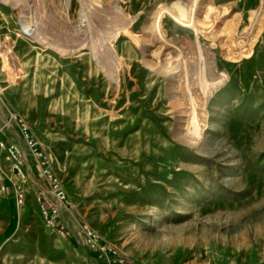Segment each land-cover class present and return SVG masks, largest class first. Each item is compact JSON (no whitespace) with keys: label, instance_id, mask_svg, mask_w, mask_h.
Returning <instances> with one entry per match:
<instances>
[{"label":"rangeland","instance_id":"1","mask_svg":"<svg viewBox=\"0 0 264 264\" xmlns=\"http://www.w3.org/2000/svg\"><path fill=\"white\" fill-rule=\"evenodd\" d=\"M10 114L0 264H264V0H0Z\"/></svg>","mask_w":264,"mask_h":264},{"label":"built area","instance_id":"2","mask_svg":"<svg viewBox=\"0 0 264 264\" xmlns=\"http://www.w3.org/2000/svg\"><path fill=\"white\" fill-rule=\"evenodd\" d=\"M20 122L17 114H10L8 120L3 122L0 119V150L4 152L5 158L12 163L11 169L19 178L20 181H25L26 178V165L24 163L22 150L19 145L15 142L8 143L5 139L6 131L14 128V123ZM20 126L24 131L26 141L28 146L33 150L34 154L38 157H42L43 153L39 151L37 146V141L30 135L28 131V127L25 123L20 122ZM7 129V130H6ZM11 133V131L9 132ZM43 175L50 181L51 190L49 191L50 196H52L58 202H63L66 205L70 204V200L65 192V190L60 186V183L55 176V174L51 171L49 166L47 165V160H42L40 162ZM15 192L17 194L18 199L22 202L24 199V188L19 183L14 184ZM6 192V186H0V193ZM42 209L44 212V218L49 225L55 226L57 217L61 215V208L58 205H53L52 200L47 198L45 203L42 205ZM89 243L96 249H98L101 253H108V248L106 246H102L98 244L96 239V234L89 230L87 233ZM112 251V250H110ZM109 264H132L129 260L125 258H115L113 260H108Z\"/></svg>","mask_w":264,"mask_h":264},{"label":"trees","instance_id":"3","mask_svg":"<svg viewBox=\"0 0 264 264\" xmlns=\"http://www.w3.org/2000/svg\"><path fill=\"white\" fill-rule=\"evenodd\" d=\"M58 228H59V229H62L65 233H67L68 235H70L67 229H65V228H63V227H61V226H58Z\"/></svg>","mask_w":264,"mask_h":264},{"label":"bare ground","instance_id":"4","mask_svg":"<svg viewBox=\"0 0 264 264\" xmlns=\"http://www.w3.org/2000/svg\"><path fill=\"white\" fill-rule=\"evenodd\" d=\"M40 13V12H39Z\"/></svg>","mask_w":264,"mask_h":264}]
</instances>
